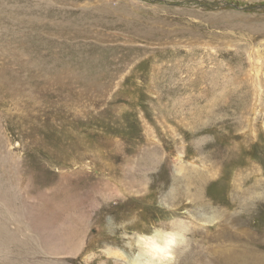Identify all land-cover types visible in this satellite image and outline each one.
Listing matches in <instances>:
<instances>
[{"label": "rangeland", "instance_id": "obj_1", "mask_svg": "<svg viewBox=\"0 0 264 264\" xmlns=\"http://www.w3.org/2000/svg\"><path fill=\"white\" fill-rule=\"evenodd\" d=\"M0 198V264H115L143 214L264 264V0H0Z\"/></svg>", "mask_w": 264, "mask_h": 264}, {"label": "bare ground", "instance_id": "obj_2", "mask_svg": "<svg viewBox=\"0 0 264 264\" xmlns=\"http://www.w3.org/2000/svg\"><path fill=\"white\" fill-rule=\"evenodd\" d=\"M192 166H193V164H192ZM186 168L187 167L184 166V165H179L178 174H182V173L185 174L184 171L186 170ZM195 169H197V167H195ZM189 172H191V171H189ZM189 176H191V175H189ZM192 179H193V177L191 179H189V180L192 181ZM126 187L122 188L121 192L123 190L125 191L127 189ZM154 187L156 189V187H158L157 184H153L151 186V188H154ZM59 189H60V187H59ZM128 190H130V189L128 188ZM61 192H58V193L62 194ZM147 195L148 194H145L143 196L147 198ZM177 195H178L177 193L175 194V196H174L173 193L170 194V196H172V198L174 197V200L171 203L172 206H168V204H167V206L169 208L173 207L175 210L179 209L178 206H177V201H178ZM195 195H196V193H195ZM197 196H198V194H197ZM14 198H15V201H16V197H14ZM55 198L52 199V200L51 199L47 200V203L48 204H52L54 202ZM0 199H2V198H0ZM176 199H177V201H176ZM145 200H147V199H145ZM7 206L9 207V205H7ZM188 215L190 216V218H193L194 220L203 219V221H205V223H208L207 221L214 222L215 219H216L215 215H205L204 213L203 214L198 213V215H197L196 213H192V212L188 211ZM135 217L136 216L134 215V219L135 220H133L131 222L128 221L129 222V223H127L128 225H126V224H124V225H125V227H128V228L129 227H132V228L134 227L133 230L135 228H138V229H140V232H138V233L134 232V235H135L134 238L130 239V237H128L127 240H123L124 241L123 244L118 239V241H116L117 243L114 244L113 246H111V245L107 246V251L106 252H107L108 255H110L113 258H115V260H116L115 264H171L172 262L176 261L177 257H176L175 254H176L177 251H179L181 249V246L183 247L185 245V248H186V245H188V240L189 239L185 237V234H186L187 230H189V231L198 230V227H197L196 224L195 225L192 224V227H189L188 224L185 221L180 220V218H179V219L171 222V224L168 223V225H165L162 228L161 227L160 228H155L154 227V229H152V230H147V233H146V231L145 232L142 231V229L143 230L147 229V221L144 220L146 218L145 215L143 214L141 217L139 215L138 218H135ZM197 217H198V219H197ZM0 219H1V217H0ZM111 220L107 219L106 222H108L109 224H112ZM123 223H125V222H123ZM123 223L121 221V224H123ZM7 227H3V226L0 225V246H1L0 248L3 249L4 251L7 250L6 246H8V243L10 244L13 241V238L10 235H8L6 233V231H4V230H8ZM121 227H123V226H121ZM15 230H16V228H15ZM132 237H133V235H132ZM122 238H123V236H122ZM106 239H107V237H106ZM231 247L233 249V246H231ZM1 249H0V251H2ZM249 250H251V249H249ZM226 251H228V249ZM233 251L230 252V253H233ZM236 251H238V250H236ZM254 251H256V250H254ZM250 252H252V251H250ZM243 253H245V252L243 251ZM256 253H258V251ZM238 254L239 253H237V256H234L232 258L229 255L230 260H231L230 264H244L245 263V262L244 263L241 262V260L243 258H245V256H243L244 254H242V253L239 254V255ZM224 257H225V255H224ZM224 257H222V258H224ZM222 258H220V259H222ZM259 258H260V256H259ZM227 259H229V258H227ZM254 259H255V257H254ZM220 261H219V264H220ZM222 261L225 263L224 260H222ZM226 261H228V260H226ZM243 261H245V260H243ZM215 263L217 264V262H215ZM48 264H52V263H48ZM227 264H229V262ZM260 264H262V263H260Z\"/></svg>", "mask_w": 264, "mask_h": 264}]
</instances>
